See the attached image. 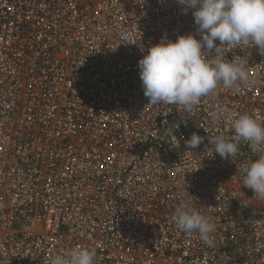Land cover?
Listing matches in <instances>:
<instances>
[{
  "label": "built area",
  "instance_id": "obj_1",
  "mask_svg": "<svg viewBox=\"0 0 264 264\" xmlns=\"http://www.w3.org/2000/svg\"><path fill=\"white\" fill-rule=\"evenodd\" d=\"M181 7L0 0V264H50L73 247L95 248V264H264V201L243 185L264 148L205 152L208 137L234 135V116L264 124V55L224 47L254 86L221 85L191 112L148 104L138 61L195 31ZM193 132L204 142L191 150ZM181 200L212 217L211 245L178 229Z\"/></svg>",
  "mask_w": 264,
  "mask_h": 264
},
{
  "label": "clouds",
  "instance_id": "obj_2",
  "mask_svg": "<svg viewBox=\"0 0 264 264\" xmlns=\"http://www.w3.org/2000/svg\"><path fill=\"white\" fill-rule=\"evenodd\" d=\"M176 3L182 6V14L191 11L195 31L179 35L175 41L162 36L138 61L141 87L148 104H176L191 112L202 97L214 95L221 85L237 92L256 85L258 81L249 75L247 62H238L240 57L229 60L224 47L251 46L264 55V0H176ZM224 111H214L213 119ZM230 127L234 130L231 137L223 133L208 137L210 147L205 152L209 158L218 154L231 160L237 155L241 141L257 149L264 148V124L256 117L247 113L234 116ZM203 142L204 137L193 132L185 147L194 150ZM243 174L244 187L253 191L254 198L264 201V154L246 163ZM172 219L179 230L197 233L203 243L212 244L213 219L193 208L191 201L181 200ZM96 256L95 248L73 247L54 254L50 264H95Z\"/></svg>",
  "mask_w": 264,
  "mask_h": 264
}]
</instances>
